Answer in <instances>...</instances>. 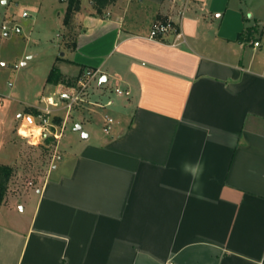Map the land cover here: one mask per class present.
<instances>
[{
	"label": "crops",
	"instance_id": "crops-1",
	"mask_svg": "<svg viewBox=\"0 0 264 264\" xmlns=\"http://www.w3.org/2000/svg\"><path fill=\"white\" fill-rule=\"evenodd\" d=\"M243 1L116 0L97 14L80 0L56 63L97 72L89 100L112 104L90 110L114 124L99 136L80 119L39 187L7 191L0 264H264V32ZM158 20L180 38L149 40ZM46 86L21 109L0 95V164L17 163Z\"/></svg>",
	"mask_w": 264,
	"mask_h": 264
},
{
	"label": "rangeland",
	"instance_id": "rangeland-1",
	"mask_svg": "<svg viewBox=\"0 0 264 264\" xmlns=\"http://www.w3.org/2000/svg\"><path fill=\"white\" fill-rule=\"evenodd\" d=\"M36 1L42 4V9L38 12L33 9ZM64 1L20 0V2L8 3L6 7L0 6V18L4 13L15 15L16 24L24 34H29L28 38L25 39L0 38V95L12 96L17 109H21L24 104L33 103L38 92L49 90L48 86L43 88V84L54 63L68 81H74L82 74L81 70L71 67L66 60L56 63L57 58H70L66 50L71 49L74 40L73 20L71 19L66 24H63V19L61 21V17L66 11ZM133 3L135 6L136 2ZM84 4H87V0H84ZM242 8L246 17H248L247 12L249 10L255 14V18L250 20V25L256 24L257 31L259 33L264 32V0H244ZM23 10L30 12L31 18H21ZM157 22L164 23L165 21H155L151 27ZM262 48H264V36H262ZM110 90V96L115 97V88ZM90 109L96 110L98 108L90 106L83 112V109L80 110L79 117L72 116V118L67 119L61 138L62 142L79 134H75L73 127L81 120H84L81 123L83 131L90 130L96 135H103L101 119ZM107 110L111 111L110 109ZM30 111L27 110V113ZM64 113V111L60 112L61 119L64 118ZM15 140L19 144L20 152L19 159L13 167V175L9 181L8 190L10 189L12 192L13 189L17 188L39 187L46 179L51 167L53 165L58 166L60 163L59 160H53L55 143L30 145L20 136H16ZM59 145L56 151L61 157Z\"/></svg>",
	"mask_w": 264,
	"mask_h": 264
},
{
	"label": "built area",
	"instance_id": "built-area-1",
	"mask_svg": "<svg viewBox=\"0 0 264 264\" xmlns=\"http://www.w3.org/2000/svg\"><path fill=\"white\" fill-rule=\"evenodd\" d=\"M23 18H27V12L22 13ZM169 33H176V37L180 38V34L177 33L174 24L170 20H165L164 23H155L149 31L147 38L149 40H157ZM21 34V28L13 21H4L0 25V37L3 39L11 38L12 36H17ZM254 47H258L259 43L254 42ZM97 72L86 70L81 75H79L75 82L70 85H57L54 90L47 95H42L39 102L43 104V107L37 111L38 114L33 116L34 124L31 122L25 127V131H30L33 128H42L43 131L39 138V142L36 144H45L47 140L49 143H55V152L53 154V160H59L60 156L56 151L60 140L62 138L63 132L65 130L66 121L71 118L73 112L82 110L85 105H90L98 108H103L110 106L112 101L108 100L104 105L97 102H91L89 100V91L91 84L94 81ZM115 94L117 96H129V91L115 89ZM51 100V103L48 101ZM64 111V118L61 119L60 112ZM22 123L19 129L24 126ZM114 121L111 117L103 116L102 132L105 135H109L112 129ZM21 139L27 141L30 145H36L30 143L33 139L32 136L27 138L19 135Z\"/></svg>",
	"mask_w": 264,
	"mask_h": 264
},
{
	"label": "trees",
	"instance_id": "trees-1",
	"mask_svg": "<svg viewBox=\"0 0 264 264\" xmlns=\"http://www.w3.org/2000/svg\"><path fill=\"white\" fill-rule=\"evenodd\" d=\"M66 2H67V8L63 16V24L68 23L72 19L74 13L78 12L80 9V0H66ZM115 2L116 0H92V5L96 13L100 14L101 10H103L106 6L113 4ZM74 81H68L67 79H65L61 74L60 70L56 66H52L46 77V83L52 86H57V85L70 86L73 84ZM29 114L36 116L38 112L35 110H31ZM47 142H49V140H47ZM12 175H13V169L10 166L0 164V203L3 202L7 194L8 184Z\"/></svg>",
	"mask_w": 264,
	"mask_h": 264
},
{
	"label": "clouds",
	"instance_id": "clouds-1",
	"mask_svg": "<svg viewBox=\"0 0 264 264\" xmlns=\"http://www.w3.org/2000/svg\"><path fill=\"white\" fill-rule=\"evenodd\" d=\"M48 102L51 103V100H49ZM30 122H31L30 119H29V120H26L24 126H22V127L18 130V134L21 135L22 137H25V138H27V137H29V136H32L33 139L30 141V143H32V144H36V143L39 142V138H40V136H41V133H42L43 129H42V128H33V129L30 130V131H25V130H24L25 127H27V124L30 123Z\"/></svg>",
	"mask_w": 264,
	"mask_h": 264
}]
</instances>
